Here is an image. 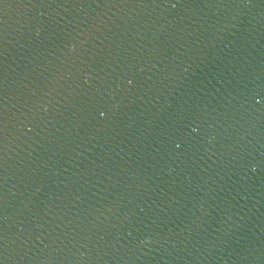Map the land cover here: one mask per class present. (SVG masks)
Segmentation results:
<instances>
[{"label": "water", "instance_id": "95a60500", "mask_svg": "<svg viewBox=\"0 0 264 264\" xmlns=\"http://www.w3.org/2000/svg\"><path fill=\"white\" fill-rule=\"evenodd\" d=\"M250 0H0V264H135Z\"/></svg>", "mask_w": 264, "mask_h": 264}]
</instances>
